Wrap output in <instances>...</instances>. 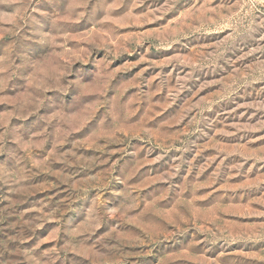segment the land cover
<instances>
[{
	"label": "rangeland",
	"instance_id": "rangeland-1",
	"mask_svg": "<svg viewBox=\"0 0 264 264\" xmlns=\"http://www.w3.org/2000/svg\"><path fill=\"white\" fill-rule=\"evenodd\" d=\"M0 264H264V0H0Z\"/></svg>",
	"mask_w": 264,
	"mask_h": 264
}]
</instances>
